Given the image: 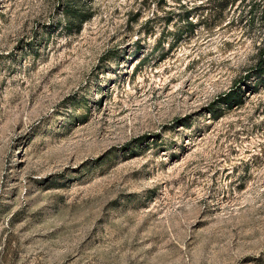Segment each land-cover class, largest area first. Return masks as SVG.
Masks as SVG:
<instances>
[{"label": "rangeland", "instance_id": "1", "mask_svg": "<svg viewBox=\"0 0 264 264\" xmlns=\"http://www.w3.org/2000/svg\"><path fill=\"white\" fill-rule=\"evenodd\" d=\"M262 49L264 0H0V264H264Z\"/></svg>", "mask_w": 264, "mask_h": 264}, {"label": "trees", "instance_id": "2", "mask_svg": "<svg viewBox=\"0 0 264 264\" xmlns=\"http://www.w3.org/2000/svg\"><path fill=\"white\" fill-rule=\"evenodd\" d=\"M67 13H68L69 18L71 19L73 16L70 14L69 10ZM74 17L76 18V16H74ZM70 23H71V21H70ZM259 57H260V61L258 63V70H260L261 74H263L264 73V49H262Z\"/></svg>", "mask_w": 264, "mask_h": 264}]
</instances>
